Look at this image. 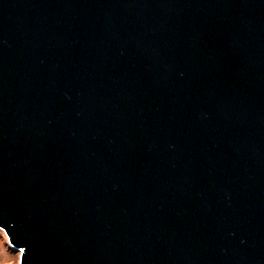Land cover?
<instances>
[{
	"label": "water",
	"instance_id": "obj_1",
	"mask_svg": "<svg viewBox=\"0 0 264 264\" xmlns=\"http://www.w3.org/2000/svg\"><path fill=\"white\" fill-rule=\"evenodd\" d=\"M0 229L19 264H264V0H0Z\"/></svg>",
	"mask_w": 264,
	"mask_h": 264
},
{
	"label": "rangeland",
	"instance_id": "obj_2",
	"mask_svg": "<svg viewBox=\"0 0 264 264\" xmlns=\"http://www.w3.org/2000/svg\"><path fill=\"white\" fill-rule=\"evenodd\" d=\"M20 253L9 245V242L0 229V264H19Z\"/></svg>",
	"mask_w": 264,
	"mask_h": 264
}]
</instances>
